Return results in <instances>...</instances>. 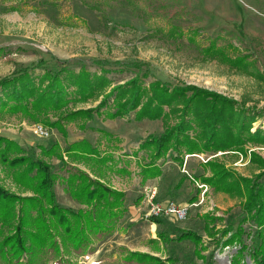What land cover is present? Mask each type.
<instances>
[{
	"label": "trees",
	"instance_id": "16d2710c",
	"mask_svg": "<svg viewBox=\"0 0 264 264\" xmlns=\"http://www.w3.org/2000/svg\"><path fill=\"white\" fill-rule=\"evenodd\" d=\"M171 32L172 37L183 36L177 27ZM198 33L197 30L190 33V44L197 43ZM200 50L206 60L262 76L248 56L232 57L218 46L217 40ZM53 59L57 67L47 68V62L41 60L0 78V116L21 115L57 129L64 136L65 125L83 121L81 129H85L86 123L96 117L117 120L135 113L136 122L161 120L164 131L149 134L138 149L148 158V163L141 167L143 183L163 174L159 165L162 160L184 167L187 156L228 152L247 157V144L264 145V129L253 127L259 115L251 114L249 109L239 107L235 99L221 93L195 85H171L159 79L146 82L151 73L148 70L141 73L140 63L95 59L91 63L99 71L92 72L85 64L75 68L71 60ZM126 68L139 72L115 84L110 75L123 73ZM38 69H43L41 74ZM90 102L98 104L79 107ZM97 131L109 146L116 148L113 143L120 139L104 130ZM109 146L102 152L98 146L82 140L68 144L64 151L58 143L50 147L41 145L37 153L34 148L25 149L18 142L0 136V164L20 190L12 192L0 183V264H48L52 258L56 264H76L75 257L92 255L94 244L116 231L127 212L126 194L102 177L111 161L108 153L114 150ZM54 158L65 162L66 177L55 171L50 161ZM250 158L260 169L254 176H244L214 158L203 163L210 175L192 180L195 185L205 184L215 193L240 200L241 212H231L220 229L216 223L224 222L223 217L213 213L201 217L206 234L221 250L240 246L232 264H241L246 253L254 264H264V159L253 152ZM59 181L83 208L76 210L59 203L55 189ZM183 182L181 179L174 189H180ZM201 192L199 189L198 193ZM142 200L139 197L134 204ZM196 200L197 196L189 202L193 204ZM148 221L161 224L155 216L148 217ZM247 224H252L255 230L248 232ZM176 231L175 236L159 231L158 239L151 244L190 241L200 259L213 264V255L210 259L201 255L202 235L193 230ZM245 237L250 240L249 245ZM123 251L125 264H174L170 257L162 259L149 253Z\"/></svg>",
	"mask_w": 264,
	"mask_h": 264
},
{
	"label": "rangeland",
	"instance_id": "374dc122",
	"mask_svg": "<svg viewBox=\"0 0 264 264\" xmlns=\"http://www.w3.org/2000/svg\"><path fill=\"white\" fill-rule=\"evenodd\" d=\"M174 27L179 28L183 33L182 37H172L171 31ZM194 30L199 33L197 43L192 45L188 42V37ZM213 40H217L218 46L225 48L232 57L248 56L249 61L262 76H252L219 61L204 59L200 49ZM54 57L71 60L75 68L85 64L92 72L99 71V68L91 63L95 59L140 63L141 73L147 70L151 73L146 82L159 79L171 85H195L216 91L235 99L239 107L249 109L251 114L259 115L253 127L264 129V0H0V78L21 68L35 65L41 60L47 62L45 66L47 68L57 67ZM254 68L251 70L254 71ZM126 69L128 70L123 73L110 75L115 84L123 83L139 72L136 68ZM42 71L43 69H38L37 73L41 74ZM97 104L98 102H90L79 107ZM5 116H8V120L2 119ZM5 116H0V129L14 128L21 132L25 129L27 133L31 131L32 140L47 144L46 147L54 143L60 145L55 140L60 139L57 135L59 130L48 128L42 123L31 122L21 115ZM9 117L18 119L11 120ZM78 123L84 125L83 121L71 123L70 132H75L74 129L80 130L82 125L78 126ZM35 124H42L47 128L50 138L35 137L36 134L31 130ZM71 124L65 125V130ZM90 124L94 126V130L106 127L105 131L120 139L113 144L125 146L128 151L130 147L133 149V146L137 145L145 133L153 131L150 134H158L163 127L161 120L136 122L135 113L128 118L117 120L96 117ZM53 133H57L55 135L58 138L56 136L55 138ZM66 136L67 130L65 136L62 134V137ZM60 142L63 151L71 144L69 140L63 138ZM95 146L103 152L109 145L106 139L102 138ZM38 147L35 149L40 153ZM109 148L115 150V147ZM245 148L247 157L227 152L223 153L224 155L201 154L195 159L199 163H205L217 158L230 169L251 177L260 173L259 167L250 161L251 153H257L264 159V145L247 144ZM50 161L59 176H67L65 162L56 158ZM65 161H68L66 156ZM79 167L86 170L83 165ZM192 176L199 179L195 174ZM191 182L194 190L200 189L193 181ZM0 183L10 191L20 193L1 164ZM64 188L62 181H59L55 188L61 205ZM174 190L177 189H173V192ZM167 197L173 198L170 193ZM185 200V205H191L187 199ZM126 203H130L129 198L126 199ZM81 208L82 205L79 209ZM192 209L193 214L191 213L183 223L192 224L193 231L203 236L204 250L201 251V255L207 259L213 255V264H232V258L240 246H230L221 250L216 241L206 234L201 213L206 211L205 213H213L216 217H223L224 222L216 223L217 229H220L226 224L231 212L237 214L241 212L240 200L215 193L209 187L204 202ZM174 219L176 220L175 217ZM245 227L248 232L255 230L252 224ZM129 229L131 231L127 243L136 248L151 249L153 253L159 249L158 251L162 253L156 251L155 256L162 259L170 257L174 264H205L195 253V245L190 241L162 245L157 243L159 246L153 247L155 250L149 247L147 241L153 246L152 240L148 239L155 234V230L148 221L139 222L138 227L130 226ZM170 235H177V231ZM245 239L249 245L250 240L246 237ZM98 242L94 244V248ZM120 250L134 252L127 248ZM92 257H95V252L92 255L75 257L74 262L92 264ZM119 257L117 252H112L93 264H125L124 257L120 259ZM221 257L224 259L221 260ZM48 264L56 263L52 258ZM241 264L254 263L246 253V258Z\"/></svg>",
	"mask_w": 264,
	"mask_h": 264
},
{
	"label": "crops",
	"instance_id": "0c3cea01",
	"mask_svg": "<svg viewBox=\"0 0 264 264\" xmlns=\"http://www.w3.org/2000/svg\"><path fill=\"white\" fill-rule=\"evenodd\" d=\"M8 116L3 117V120H6ZM11 120H16L18 118L16 117H9ZM16 118V119H15ZM8 120V119H7ZM22 120V119H20ZM20 120H17V122ZM92 121L88 122L87 127L85 130H75V132L71 131L72 124L66 127L67 130V136L62 137V134L58 132L57 134L60 139L63 138L64 140H69V142H78L81 140H88L93 145L98 144L99 141L103 138L100 133L97 130H106L107 128H97L93 129V125H91ZM155 122H160L155 121ZM82 125L83 123H78L77 125ZM163 125V124H162ZM161 125V126H162ZM32 132L34 129H31ZM26 132V130L24 129ZM23 131V132H24ZM54 131V130H53ZM96 131V132H94ZM19 131L18 129H12V128H1L0 129V135L4 136L6 138L15 140L18 142L23 148L25 149H35L37 146H46L47 144L40 143L38 140H32L31 137V131L26 132L25 134ZM109 133V131H106ZM150 132L145 133L143 135V138L137 143L136 146H133V149L130 147L129 151L128 149L122 147V145L119 147L120 144H118L115 148V150H110L108 153V156L111 158V161L109 162V168L104 172L103 179L110 185H112L114 188L124 191L126 194V199H130V203L126 204L127 212L124 216V218L120 221V223L117 225L116 231L110 235L107 236L103 241L98 242L95 245V257H92V264L96 262L99 258H105V256L111 254L112 252H117L120 258H123L125 256L124 251L120 250L121 248H127L130 251H138V252H146L152 255H155V252H161L158 250H155V248H158L159 245H162L160 242L159 245L153 244L149 245V241H147L148 246L153 248L155 252L153 253L152 250L144 248H136L131 243H127V239L130 236V229L138 227L139 222L148 221V214L151 209V206L155 203H161L166 204L169 201H175L181 206L185 205V199L190 201L193 197L197 196V200L189 205L192 208L198 207V205L201 203V193H198V190H194L192 187V174H195V176H202L206 175L209 176V172H205L203 168V163H199L196 161L195 157L197 156H190L186 158L184 167L179 166V164L174 163L172 161H160L159 165H162L163 174L155 179L147 180L146 182H142V177L140 175L141 167H143L146 163H148L147 154L144 152H138L139 146L146 138ZM163 132V127L160 128L158 133ZM34 133V132H33ZM53 133V136L57 137ZM34 135V134H33ZM74 136L76 138H74ZM35 137L39 138L35 135ZM55 137V138H56ZM102 137V138H101ZM58 138V137H57ZM40 139V138H39ZM60 139H55L58 141L61 145ZM102 143L103 140L101 141ZM128 146V145H127ZM63 148V146L61 145ZM119 150V151H118ZM40 151V150H39ZM138 152V153H137ZM65 177V176H63ZM183 179L184 182L180 189L174 190V187L176 184ZM111 181V182H110ZM176 183V184H175ZM152 191H156V194L152 197ZM171 194V197H167L168 194ZM63 197H61L63 201V205L67 207H72L75 209H79L81 205H79L77 202H75L68 194L65 193V190L62 191ZM139 197H143V200L139 202L138 204H134L136 200ZM190 203V202H189ZM191 208V213L193 214V209ZM202 209V208H201ZM200 212V211H199ZM206 211H202L201 215H204ZM161 220V224H152L153 230H155V234L150 236L148 240L158 239L157 233L159 231H168L169 233L173 234L176 232V229L178 230H193L194 226L190 223H183L178 222L174 219L172 216H164V217H157ZM199 218V217H198ZM200 219V218H199ZM135 225V226H133ZM155 236V237H154ZM131 244V247H130ZM123 251L122 253L119 252ZM162 253V252H161ZM159 254V253H157Z\"/></svg>",
	"mask_w": 264,
	"mask_h": 264
},
{
	"label": "built area",
	"instance_id": "2783aa9c",
	"mask_svg": "<svg viewBox=\"0 0 264 264\" xmlns=\"http://www.w3.org/2000/svg\"><path fill=\"white\" fill-rule=\"evenodd\" d=\"M34 133L36 136L42 139H48L50 138V132L47 128H45L42 124H35L33 126ZM223 154V153H221ZM199 156V155H195ZM190 156H187L188 158ZM204 160V159H203ZM196 186H198L202 192H201V203L204 202V198L209 191V187L205 184H201L196 182ZM156 194V191H152V197ZM191 211V206H181L177 204L175 201H169L166 204L161 203H155L151 206V209L149 211L148 216H155V217H164V216H172L175 217L178 222H184L189 218ZM230 248V247H227Z\"/></svg>",
	"mask_w": 264,
	"mask_h": 264
},
{
	"label": "bare ground",
	"instance_id": "6f19581e",
	"mask_svg": "<svg viewBox=\"0 0 264 264\" xmlns=\"http://www.w3.org/2000/svg\"><path fill=\"white\" fill-rule=\"evenodd\" d=\"M224 258L221 257V260H223ZM225 261V260H224Z\"/></svg>",
	"mask_w": 264,
	"mask_h": 264
}]
</instances>
